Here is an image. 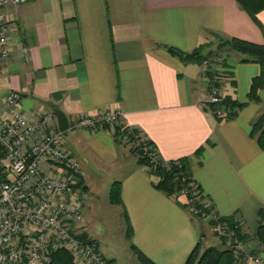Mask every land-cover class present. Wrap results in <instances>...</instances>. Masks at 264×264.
<instances>
[{
	"label": "crops",
	"instance_id": "crops-1",
	"mask_svg": "<svg viewBox=\"0 0 264 264\" xmlns=\"http://www.w3.org/2000/svg\"><path fill=\"white\" fill-rule=\"evenodd\" d=\"M16 13L19 30L11 36L10 59L0 64V96L19 90L27 115L57 107L69 122L119 110L121 124L143 129L160 157L187 156L205 200L252 234L242 247L261 262L246 264H264V244L255 236L264 224V148L250 135L251 121L264 110V84L259 101H249L234 118L219 119L206 108L210 85L203 63L168 48L191 52L219 36L264 42L261 27L237 0H26ZM258 17L264 24V9ZM241 56L229 53L232 74L219 90L246 100L260 65ZM71 129L65 143L81 161L83 190L90 183L82 155L120 180L122 204L110 206L127 211L131 241L156 264H184L206 230L184 206L185 195L158 189L149 167L115 131ZM82 195L85 205L94 196Z\"/></svg>",
	"mask_w": 264,
	"mask_h": 264
},
{
	"label": "built area",
	"instance_id": "built-area-1",
	"mask_svg": "<svg viewBox=\"0 0 264 264\" xmlns=\"http://www.w3.org/2000/svg\"><path fill=\"white\" fill-rule=\"evenodd\" d=\"M25 1L0 0V64L10 59L11 36L19 30L17 7ZM21 50L27 57V47ZM203 66L213 69L215 63L205 59ZM209 85L206 108L221 115L222 108L213 110L208 104L219 103L224 94L214 82ZM20 98L19 90L0 96V264H48L51 249L57 247L71 251L77 264H109L94 241L75 235V221L85 207L78 186L82 166L66 147L54 111L40 107L29 116L19 107ZM118 125L120 112L114 108L73 116L69 122V127L112 131ZM133 127L127 125L124 140L147 150ZM188 209L203 219L214 216L192 204ZM215 226L225 230L220 222ZM248 260L261 262L260 256H249Z\"/></svg>",
	"mask_w": 264,
	"mask_h": 264
},
{
	"label": "trees",
	"instance_id": "trees-1",
	"mask_svg": "<svg viewBox=\"0 0 264 264\" xmlns=\"http://www.w3.org/2000/svg\"><path fill=\"white\" fill-rule=\"evenodd\" d=\"M237 2L244 8L253 20L261 27L264 35V24L258 17L259 11L264 9V0H237ZM209 47L204 51L205 48ZM168 48L186 61H198L203 63L207 59L210 63H215L213 69H207L208 81L214 82L217 87L227 79V76L232 74L230 69L231 64L228 62V55L231 51L241 53V61H255L260 65V72L253 76L250 89L247 93L246 100H239L232 94H224L219 103H209L211 109L222 108L223 114H216L219 119H231L237 116L239 110L243 108L249 101H259V88L264 84V42L258 43L238 37H223L219 36L217 42H210L200 44L195 50L185 52L175 46H168ZM250 127V135L255 138L264 148V110L261 111L252 121ZM122 125V124H121ZM118 125L115 129L114 135L120 141L129 145L132 152L137 157V161L149 167V172L155 177L154 185L164 191L168 195H185L184 206L188 209L192 204L196 208L213 214L209 219H203L199 214L190 212L191 216L198 218L208 223L218 237L219 242L203 247V240L195 244L184 264H246L248 257H257L259 255L248 254L242 247V243L252 237V234L244 227L243 222L234 219L233 215H224L218 213L211 203H208L206 195L203 192L201 184L194 178L189 166L187 156L180 158L164 159L160 157L154 141L149 138L147 133L139 128L133 127L134 134L139 135L142 145L148 147L144 150L143 147L129 144L130 142L124 140V134L127 131V125L124 127ZM121 127V129H120ZM198 147L197 154L203 149ZM84 179L81 177L78 186L82 192ZM109 200L112 204H122L121 197V182L114 180L111 183L109 191ZM125 221L127 224V236L132 237V225L130 224L129 216L124 210ZM217 222L225 226V230L218 229L215 225ZM75 235L84 240L94 241L99 247L97 238L90 236L86 231L76 232ZM255 236L264 244V224L259 223ZM131 247L134 253L139 258L141 264H156L144 252L141 251L132 241ZM103 253V252H102ZM104 254V253H103ZM261 258V257H260ZM112 262V258L108 259ZM48 264H77L74 257L65 247H57L51 249L50 261Z\"/></svg>",
	"mask_w": 264,
	"mask_h": 264
},
{
	"label": "rangeland",
	"instance_id": "rangeland-1",
	"mask_svg": "<svg viewBox=\"0 0 264 264\" xmlns=\"http://www.w3.org/2000/svg\"><path fill=\"white\" fill-rule=\"evenodd\" d=\"M64 134L69 139L72 135L71 127L64 131ZM81 158L85 167L86 182L90 183V187L82 192L94 196L93 199L89 198V204L85 205L78 222L75 221V229L78 232L86 231L95 238L100 235L101 249L104 255L109 260L112 257V262L109 264H141L131 247V240L127 236L124 212L122 210L117 212L110 206L109 191L111 183L114 181L111 178V168L96 166L88 156L82 155ZM84 217L86 221H84ZM91 218L92 220H90ZM205 224V235L202 238L203 247L219 242L212 227L206 222Z\"/></svg>",
	"mask_w": 264,
	"mask_h": 264
},
{
	"label": "water",
	"instance_id": "water-1",
	"mask_svg": "<svg viewBox=\"0 0 264 264\" xmlns=\"http://www.w3.org/2000/svg\"><path fill=\"white\" fill-rule=\"evenodd\" d=\"M54 112L57 116L59 129L66 131L69 128V119L67 115L57 107L54 108Z\"/></svg>",
	"mask_w": 264,
	"mask_h": 264
},
{
	"label": "bare ground",
	"instance_id": "bare-ground-1",
	"mask_svg": "<svg viewBox=\"0 0 264 264\" xmlns=\"http://www.w3.org/2000/svg\"><path fill=\"white\" fill-rule=\"evenodd\" d=\"M55 113V112H54Z\"/></svg>",
	"mask_w": 264,
	"mask_h": 264
}]
</instances>
